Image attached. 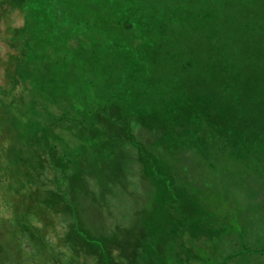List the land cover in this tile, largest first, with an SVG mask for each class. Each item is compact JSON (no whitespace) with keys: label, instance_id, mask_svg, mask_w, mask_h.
Masks as SVG:
<instances>
[{"label":"rangeland","instance_id":"rangeland-1","mask_svg":"<svg viewBox=\"0 0 264 264\" xmlns=\"http://www.w3.org/2000/svg\"><path fill=\"white\" fill-rule=\"evenodd\" d=\"M107 18L144 50L109 89ZM206 38L264 40V0H0V264H264V56L139 78Z\"/></svg>","mask_w":264,"mask_h":264},{"label":"trees","instance_id":"trees-1","mask_svg":"<svg viewBox=\"0 0 264 264\" xmlns=\"http://www.w3.org/2000/svg\"><path fill=\"white\" fill-rule=\"evenodd\" d=\"M107 21L108 18H107ZM95 28L91 32V37L86 40V42L81 45H77V48L88 53V57H91L93 69V75L97 76L100 80L99 86L109 89L112 84H114V73H117L120 68H122V63L119 61L121 54L130 53L137 55L139 52H144V50L137 49L134 45V35L128 31L126 24H120L115 26L109 22H102L101 25H92ZM145 38L146 36H142ZM219 40L213 38H206V40L201 42L199 47L192 46L193 42H188L186 46L190 49L180 48L182 46H177L174 48V44H167L161 49H154V53L157 54L163 64L155 66L150 59L144 58V62H138L143 66V73L139 78H143L144 81H148L152 92H156L159 88L166 87L169 77L172 73L169 72L168 66L170 64V69H183L186 65L192 64V69L204 70H214L221 74L226 72L230 67L235 66L237 69L239 67L250 66L262 67L261 58L264 56V40H259L255 43L253 40H243L240 43L236 41L229 40ZM58 46L60 45V40L56 42ZM257 46L258 52L255 53L257 60H251L248 58L247 53H250L252 48ZM249 50L246 51V48ZM146 51V50H145ZM247 52V53H246ZM58 52H55L54 56H57ZM118 59V60H117ZM47 60V59H46ZM45 60V61H46ZM48 61V60H47ZM43 73L50 70L52 65L48 62L43 63ZM172 65V66H171ZM150 72L146 76V73ZM176 72V71H175ZM41 73L38 75V79L42 80ZM172 80V79H171ZM168 87V86H167ZM158 89V91H159ZM171 89V88H170ZM168 89V90H170Z\"/></svg>","mask_w":264,"mask_h":264}]
</instances>
